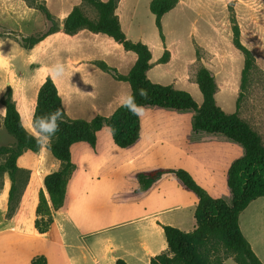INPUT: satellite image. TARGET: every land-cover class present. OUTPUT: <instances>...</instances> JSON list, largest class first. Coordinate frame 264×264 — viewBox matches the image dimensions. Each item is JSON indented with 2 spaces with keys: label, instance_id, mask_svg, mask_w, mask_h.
I'll use <instances>...</instances> for the list:
<instances>
[{
  "label": "crops",
  "instance_id": "0c3cea01",
  "mask_svg": "<svg viewBox=\"0 0 264 264\" xmlns=\"http://www.w3.org/2000/svg\"><path fill=\"white\" fill-rule=\"evenodd\" d=\"M150 1L145 2L148 9ZM39 2L51 20L38 14L27 0H0V82L11 86L24 128L29 132L32 130L37 92L46 77L54 82L68 118L84 115V120H90L98 115L110 116L117 108L116 97L131 91L130 85L127 81L112 78L114 90L111 92V73L98 67L97 62L125 75L137 55L125 50L107 34L86 28L73 34L63 30V21L74 7L88 10L92 7L83 0ZM139 6L133 0H119L115 14L128 39L149 47L151 58L147 78L154 83L188 91L170 80L174 71L172 63L180 58V40H174L175 48H172L169 62L154 66L165 49V41L156 26L155 15L151 12L143 14ZM181 10L178 3L171 9L175 14ZM169 11L161 16L162 35L165 34ZM83 12L91 19L96 17V12ZM52 21L57 28L47 33ZM42 33L45 34L31 47L21 45V37ZM53 66H59L63 71L52 73L49 69ZM22 68L24 74H21ZM32 84L36 85L29 94L27 88ZM0 109L3 110L0 115L3 124L5 108L0 105ZM158 138L150 134L143 140L141 125L138 141L126 149L117 148L112 139L102 142L98 136L94 147L86 143L73 144L71 152L78 150L76 169L69 180L63 206L53 212L51 225L42 233L37 231L34 221L38 193L44 190L42 176L45 173L38 177L29 172L19 202L13 213L7 216L11 180L7 171L2 172L0 264H31L38 255H43L47 264H115L118 259L127 264H151L152 257L167 252L162 226L171 225L186 232L194 230L197 198L184 190L170 174L163 175L132 198V181L127 180L132 176V165L153 164L143 170L161 166L183 168L215 197L222 188H219L221 183L214 173L213 163L201 159L204 155L199 157L178 145L170 150L171 157L164 160L162 149L156 146ZM138 146L139 149L131 154ZM214 156L211 152L207 157L212 160ZM20 157L17 159L19 167L23 164ZM133 185L136 188L135 175ZM238 222L252 250L264 264V196L250 201L239 213ZM223 264L237 263L228 256Z\"/></svg>",
  "mask_w": 264,
  "mask_h": 264
},
{
  "label": "trees",
  "instance_id": "16d2710c",
  "mask_svg": "<svg viewBox=\"0 0 264 264\" xmlns=\"http://www.w3.org/2000/svg\"><path fill=\"white\" fill-rule=\"evenodd\" d=\"M83 1L95 9L96 17L94 19L87 17L83 10L76 6L64 19L63 30L73 34L79 29L86 28L92 32L104 33L122 44L125 50L134 52L137 59L125 75L118 74L115 69L103 62H97V66L115 74L116 79L127 81L138 105L142 108L190 110L193 112L190 118V127L193 131L223 135L243 149V155L230 164L226 173L225 183L231 194L229 200L210 195L183 168L161 166L135 172L137 192L147 190L163 175L170 174L184 190L193 193L197 198L193 214L196 223L194 230L186 232L171 225H163L168 251L152 257L151 264H223V260L228 256H232L237 264H263L241 232L238 222L239 213L248 203L264 196V146L260 136L236 112L227 113L216 104L214 78L208 69L201 68L196 77L202 95L200 104L185 90L150 81L146 76L150 67V49L141 42L128 39L121 30L115 14L119 0ZM177 1H150L149 10L155 15L158 29L161 28V16L172 9ZM43 12L45 17L51 20L50 14L44 7ZM56 28L57 25L49 27L47 33ZM44 34L22 38L21 41L24 43L22 46L31 47ZM234 43L244 54L242 71L244 85L252 67V58L250 52L239 42L236 27H234ZM163 59L164 56L161 60ZM141 89L146 92V96L139 95ZM0 105L5 108L3 127L14 138L13 146H0V154L6 155L4 163L0 164V173L7 171L11 180L6 213L10 216L25 187V183L20 187L17 186L16 173L20 171L17 159L25 150L37 152L42 144L38 145L32 132L24 128L10 86H6L5 92L0 96ZM57 108L63 112V122L59 123L56 135L49 144H45V148L59 161V169L42 176L44 190L38 193L34 221L35 228L41 233L47 231L51 225L53 212L63 206L69 180L76 169L72 160V145L86 143L94 147L98 132L104 126L108 128L110 139L115 146L126 149L138 141L141 130L140 116L133 115L122 107H117L108 117L98 115L90 120L68 118L54 82L50 77H46L37 92L31 125L35 117L46 115ZM31 264L47 263L43 255H38L32 259ZM115 264L127 263L118 259Z\"/></svg>",
  "mask_w": 264,
  "mask_h": 264
},
{
  "label": "rangeland",
  "instance_id": "374dc122",
  "mask_svg": "<svg viewBox=\"0 0 264 264\" xmlns=\"http://www.w3.org/2000/svg\"><path fill=\"white\" fill-rule=\"evenodd\" d=\"M27 1L45 18L44 6L39 0ZM133 1L140 5V12L150 13L145 3L147 0ZM177 3L182 6V10L175 14L170 9L166 14L165 34L162 35V26L159 29L165 41V49L154 66L169 62L171 52L174 50L172 48H175L174 40L179 39L180 58L172 63L174 71L171 82L176 86L187 88L186 91L200 104L202 95L196 77L201 68L208 69L214 78L216 104L227 113L236 112L257 132L264 146V0H178ZM88 8L89 10L83 9L89 13L96 12L93 7ZM145 16L143 15V18L147 21ZM53 25L55 24L52 21L49 27ZM234 27L237 28L239 42L250 52L252 58V67L244 85L242 82L244 54L234 43ZM20 43L24 44L21 40ZM163 56L164 59L161 60ZM23 72L24 68L21 74H24ZM114 75L111 72V92L114 90L112 78L118 81ZM35 85L28 86L29 94L33 92ZM6 86L10 85L0 82V96L5 92ZM20 87H23V84H20ZM19 90L21 91L20 88ZM142 109L139 116L143 128V140L150 134L159 136L160 140L157 141L156 146L162 149L164 160L171 157L170 150L178 145L189 149L199 157L204 155L201 159L213 163L214 173L220 180L219 188L222 189H219L218 196L229 200L231 194L225 183L226 173L230 164L243 155L241 146L220 134L193 131L190 127L193 112L190 110L176 111L156 107ZM79 117L84 119L85 116L79 115ZM98 139L102 142L110 140L107 127L103 126L98 132ZM3 145L13 146L14 138L4 129L0 116V146ZM138 149L139 146L134 148L131 154ZM211 152L215 155L212 160L207 157ZM21 155L19 157L22 158L23 164L16 173L18 187L27 183L29 172H34L35 176L39 177L46 172L59 169L58 161H55L50 153H46L45 144H42L37 152L25 150ZM77 156L78 150L74 149L72 160L75 165ZM5 158V154H0V164L4 163ZM31 161H33L32 165H30ZM142 165L133 164L132 176L127 179L130 183L132 181L130 185L132 198L137 193L133 185L135 171L153 164ZM113 166L117 167V164ZM1 183L0 177V187ZM219 254H221L220 250Z\"/></svg>",
  "mask_w": 264,
  "mask_h": 264
},
{
  "label": "clouds",
  "instance_id": "9594fccd",
  "mask_svg": "<svg viewBox=\"0 0 264 264\" xmlns=\"http://www.w3.org/2000/svg\"><path fill=\"white\" fill-rule=\"evenodd\" d=\"M52 73H60L63 71L59 66H53L49 69ZM140 96H146V92L141 89L139 90ZM117 107L126 108L133 115H139L143 110L141 105H138L135 101V96L131 91L120 93L117 97ZM0 115H3V110L0 109ZM110 118V117H109ZM63 122V112L60 108L55 111L47 113L46 115L37 116L34 118L31 128L32 135L39 144H49L52 138L56 135L59 129V123Z\"/></svg>",
  "mask_w": 264,
  "mask_h": 264
}]
</instances>
